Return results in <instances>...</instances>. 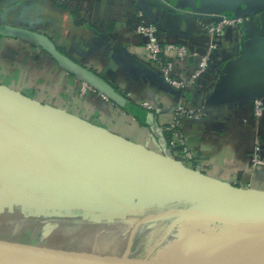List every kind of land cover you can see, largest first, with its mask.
Returning a JSON list of instances; mask_svg holds the SVG:
<instances>
[{
    "label": "crops",
    "instance_id": "0c3cea01",
    "mask_svg": "<svg viewBox=\"0 0 264 264\" xmlns=\"http://www.w3.org/2000/svg\"><path fill=\"white\" fill-rule=\"evenodd\" d=\"M140 13L158 26L163 44L186 46L184 58L166 51L174 57L177 77L189 79L201 57L210 56L207 71L186 91L173 93L153 78L155 68L145 59V37L137 32ZM240 15V23L220 34L210 32L220 16ZM5 27L38 33L43 40L3 33ZM83 71L92 74L96 91L84 89ZM0 88L83 118L218 180L264 194V165L253 168L251 162L258 142L264 154V111L255 114V100L264 102V0H0ZM100 91L120 94L127 103L120 105ZM180 104L197 110L179 123L192 160L185 158L179 143H171L172 133L163 131L174 122ZM31 125L39 128L33 131ZM40 125L41 120L0 98V208L22 203L19 208L26 212V207L35 206L25 203L28 191L23 187L30 184L39 186L33 200H79L72 206L60 201L49 205L62 212L75 208L72 212L92 220L104 213L102 208L97 213L96 207L111 208L114 199L127 192L134 200L124 210L108 209L106 217L125 214L112 220L120 221L133 209L188 199L151 176L102 163L85 144L37 141ZM124 182L128 191L122 190ZM81 197L87 202L81 203Z\"/></svg>",
    "mask_w": 264,
    "mask_h": 264
},
{
    "label": "rangeland",
    "instance_id": "374dc122",
    "mask_svg": "<svg viewBox=\"0 0 264 264\" xmlns=\"http://www.w3.org/2000/svg\"><path fill=\"white\" fill-rule=\"evenodd\" d=\"M135 179L129 178L130 181ZM123 180L128 181L125 177ZM125 183L122 190L126 191L127 189L128 191L129 186L125 187ZM38 187L34 188L33 184L23 187L28 191L25 203L35 202L36 204L26 207V212H22L19 208L22 203H17L14 209L8 208L7 203L2 204L3 206L0 208V239L87 252L104 257L120 256L130 247V254L139 257L151 256L161 259H185L192 262H221L225 264H264V259L260 256L261 249L264 247V238L258 235L259 229L261 234L264 233V223L250 214L225 216L216 207L211 197L206 194L188 195L186 202L169 201L164 207H146L144 211L139 208L133 209L130 217L127 220H121V222L104 219L94 221L87 215H78L77 211L70 215L60 210L53 214L47 212L49 207L52 208L49 205L50 202L59 205L60 200H47L46 198L33 200V191H38ZM43 188L48 187L44 186ZM17 189L19 191L18 187ZM84 200L87 202L88 199L81 197V203H84ZM133 200V197L127 192L118 195L114 199L116 204L111 208L105 207L104 209V205H102V207H96L95 210L99 214H101L99 208H102L104 213H108V209L124 210L127 203H131ZM111 201L114 202L112 198ZM60 202L70 203L69 201ZM74 202H79V200L71 201L68 205L72 206ZM89 202H92V199ZM5 205L6 207H4ZM169 211L172 213L171 216L153 218L162 212ZM104 213L102 217L108 215ZM184 213H190L189 219L184 220L174 230L170 229L173 220ZM94 216L100 218L99 215ZM221 219L226 220V223L220 222ZM194 229L200 230L203 235L209 238L213 237L216 241L212 246L202 249L192 247L189 242L182 241V234ZM232 251H236L240 255L237 260L227 262L226 257L228 255L232 257L234 253ZM258 252H260V257H257Z\"/></svg>",
    "mask_w": 264,
    "mask_h": 264
},
{
    "label": "water",
    "instance_id": "95a60500",
    "mask_svg": "<svg viewBox=\"0 0 264 264\" xmlns=\"http://www.w3.org/2000/svg\"><path fill=\"white\" fill-rule=\"evenodd\" d=\"M3 33L19 34L37 43H41L43 40L38 33L16 27H5ZM151 72L156 81L167 87L171 92H177L165 82L159 72L153 69H151ZM80 79L92 87L95 86L90 72H81ZM94 88L97 90L96 86ZM100 93L120 105L124 106L127 103V100L120 94L103 91H100ZM0 98L42 121V125H40L42 133L39 138L35 132L37 141L64 142L65 146L85 144L86 149L92 155L99 154L102 157V163L116 164L126 171L132 170L151 176L186 195L206 194L211 197L216 207L224 212L250 214L256 216L260 221H264V194L255 193L218 180L116 133L103 129L83 118L56 110L21 94L0 88ZM14 126V123L9 124L10 128ZM38 128V126L31 125L33 131ZM47 211L55 212L57 209L49 207ZM65 212L68 214L72 211L66 209ZM117 217L125 218V214H114L108 217L93 218V220L106 219L112 221ZM189 217L190 213L181 214L173 220L172 225L180 224ZM182 241L189 242L192 247L198 249L212 246L214 243L198 230L185 232ZM129 251L130 247L120 256L104 257L87 252L0 239V264H225L221 262H192L185 259H161L151 256L139 257L131 255Z\"/></svg>",
    "mask_w": 264,
    "mask_h": 264
},
{
    "label": "built area",
    "instance_id": "2783aa9c",
    "mask_svg": "<svg viewBox=\"0 0 264 264\" xmlns=\"http://www.w3.org/2000/svg\"><path fill=\"white\" fill-rule=\"evenodd\" d=\"M66 3L69 0H61ZM139 24L137 26V32L145 37V59L148 63L152 64L157 72L163 77L165 82L175 89L178 93H182L190 88L202 73L206 72L209 67V55L201 57L199 67L191 74V77L187 80L179 78L175 75V61L174 57L167 55L166 51H174L175 58H184L187 54V48L184 45L175 43L163 44L159 36L158 26L145 19L143 13L139 14ZM244 16H220L218 22L210 26L209 30L212 34H220L227 26H233L240 23ZM84 89L96 91L88 83H84ZM102 94V93H101ZM105 98L106 95L102 94ZM264 111V102L261 98L255 100V114L261 116ZM197 114V110L188 109L183 105H178L175 110V120L171 125L163 127V131L171 132L175 138L171 140L172 144L179 143L181 150L185 158L192 160L193 152L186 146L183 140L182 133L179 130L180 119L187 116H194ZM252 167L255 168L259 165H264V154H262V145L258 142L254 147L253 156L251 158Z\"/></svg>",
    "mask_w": 264,
    "mask_h": 264
},
{
    "label": "bare ground",
    "instance_id": "6f19581e",
    "mask_svg": "<svg viewBox=\"0 0 264 264\" xmlns=\"http://www.w3.org/2000/svg\"><path fill=\"white\" fill-rule=\"evenodd\" d=\"M172 213H171V211H169V212H162V213H160V214H158V215H156V216H154L153 218H164V217H167V216H170ZM261 236L264 238V233H262L261 234ZM263 244H264V242H263ZM262 244V245H263ZM247 246V245H246ZM246 246H245V248H246ZM242 247V246H241ZM262 251H261V255H260V252H258V255H257V257L260 255V256H262V259H264V247L261 249ZM232 252H234V251H232ZM240 255V253L238 254L236 251L233 253V255H232V257L231 256H229L228 255V257H226L227 258V262L229 261V260H236L237 258H238V256ZM236 256V259H234V257ZM259 256V257H260Z\"/></svg>",
    "mask_w": 264,
    "mask_h": 264
},
{
    "label": "flooded vegetation",
    "instance_id": "af4514ba",
    "mask_svg": "<svg viewBox=\"0 0 264 264\" xmlns=\"http://www.w3.org/2000/svg\"><path fill=\"white\" fill-rule=\"evenodd\" d=\"M124 220H127V219H123L122 221H124ZM120 222H121V220H120Z\"/></svg>",
    "mask_w": 264,
    "mask_h": 264
}]
</instances>
